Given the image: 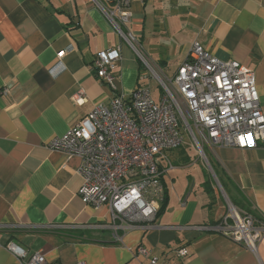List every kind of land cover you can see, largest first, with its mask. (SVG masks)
Segmentation results:
<instances>
[{
  "label": "crops",
  "instance_id": "crops-1",
  "mask_svg": "<svg viewBox=\"0 0 264 264\" xmlns=\"http://www.w3.org/2000/svg\"><path fill=\"white\" fill-rule=\"evenodd\" d=\"M131 14L126 29L141 47L156 23L177 37L173 76L195 41L220 60L251 69L264 114V0H134ZM116 47L122 61L113 91L97 77L95 60ZM150 61L167 75V62ZM139 62L92 0H0V264H21L6 248L10 242L28 256L42 254L47 264H149L153 257L170 264H264V239L254 254L221 233L187 229L218 225L228 202L264 224V144H203L204 179L192 173L188 186L175 170L191 167L193 157L170 152L173 168L168 164L162 177L166 206L153 228L120 232L121 243L101 228L107 210L85 208L78 196L80 160L45 148L92 109L109 105L114 93L129 98L140 83ZM139 247L148 257L136 255ZM180 247L190 253L181 263L171 258Z\"/></svg>",
  "mask_w": 264,
  "mask_h": 264
},
{
  "label": "built area",
  "instance_id": "built-area-1",
  "mask_svg": "<svg viewBox=\"0 0 264 264\" xmlns=\"http://www.w3.org/2000/svg\"><path fill=\"white\" fill-rule=\"evenodd\" d=\"M92 1L158 82L162 96L157 102L144 84L146 79L140 78L129 98L114 93L109 105L92 109L86 118L63 137L51 139L45 148L80 160L78 172L83 182L78 196L85 208L107 210L109 219L101 228L113 231L115 242L121 243L129 230L153 228L165 198L162 177L168 164L172 168L168 153L184 143L182 124L204 159L203 144L238 149L264 144V114L251 69L236 61H222L195 41L177 73L168 77L154 66L136 37L126 29L134 0ZM66 54L67 51L58 54L59 64ZM121 61L120 47L100 51L96 56V75L113 91ZM75 101L82 104L85 99L79 95ZM187 229L221 233L254 254L264 239V224H257L229 202L228 213L218 225ZM6 248L21 264H47L42 254L28 256L15 243H8ZM136 255L148 257L149 253L139 247ZM189 255L186 247L171 252V258L179 263ZM149 264L170 262L153 257Z\"/></svg>",
  "mask_w": 264,
  "mask_h": 264
},
{
  "label": "rangeland",
  "instance_id": "rangeland-1",
  "mask_svg": "<svg viewBox=\"0 0 264 264\" xmlns=\"http://www.w3.org/2000/svg\"><path fill=\"white\" fill-rule=\"evenodd\" d=\"M162 23H159L158 26H156L157 25L156 23V25L154 24L152 25V27L151 26L147 27L145 42H143L144 45L142 46V48L144 53L150 60L155 61L159 65L164 64L163 61L167 62L168 67L166 68L165 66L163 70L168 75V77H172L173 76L172 73H175V71L178 69V63L180 62L179 59L180 51L179 49H175L178 40L177 37H174V34L169 33L168 29H166L167 33L164 32ZM139 63L141 65V70H142L140 74V78L146 79V82H144V84L149 86V88L152 91L154 99L157 102H159L162 96L161 87L159 86L158 82L151 77L149 70L144 67L142 62L140 61ZM181 129L184 134L183 146L180 148V150L176 149L177 151L176 150L172 151L171 154L174 153L179 154L180 152L182 153L186 151V153H188L193 157L194 164L191 165V167H187V168L183 167L185 169L180 168L175 170L179 173L176 175L177 180H180L182 175L185 185L188 186L189 179L193 177L192 173H194L199 177V179L197 180L204 179V167L202 168V164H201L202 160L199 157L200 154L198 155L199 152L195 151L194 141L191 135L185 131L184 124L181 125ZM205 152L208 154L207 150ZM171 154L168 155V161L172 163L174 159ZM193 178L196 179L195 177ZM181 186L182 184H179L178 188H180Z\"/></svg>",
  "mask_w": 264,
  "mask_h": 264
},
{
  "label": "trees",
  "instance_id": "trees-1",
  "mask_svg": "<svg viewBox=\"0 0 264 264\" xmlns=\"http://www.w3.org/2000/svg\"><path fill=\"white\" fill-rule=\"evenodd\" d=\"M181 148V147H180ZM165 195H166V193H165ZM166 201H167V199H166V196H165V198H164V202L162 203V208L160 209V211H159V213H161V211L163 210V208L166 206ZM159 213H158V215H159Z\"/></svg>",
  "mask_w": 264,
  "mask_h": 264
}]
</instances>
